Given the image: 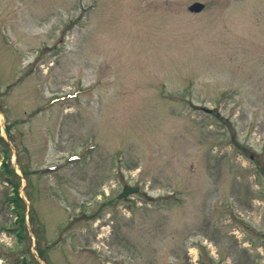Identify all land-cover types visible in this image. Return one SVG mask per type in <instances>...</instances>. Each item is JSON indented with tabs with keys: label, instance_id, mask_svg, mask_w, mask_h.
Here are the masks:
<instances>
[{
	"label": "rangeland",
	"instance_id": "obj_1",
	"mask_svg": "<svg viewBox=\"0 0 264 264\" xmlns=\"http://www.w3.org/2000/svg\"><path fill=\"white\" fill-rule=\"evenodd\" d=\"M25 262L264 264V0H0V264Z\"/></svg>",
	"mask_w": 264,
	"mask_h": 264
},
{
	"label": "trees",
	"instance_id": "obj_2",
	"mask_svg": "<svg viewBox=\"0 0 264 264\" xmlns=\"http://www.w3.org/2000/svg\"><path fill=\"white\" fill-rule=\"evenodd\" d=\"M6 166H5V168H6ZM14 184H15L14 185V192H15V194H14V197L12 198V201L14 202V205L15 206H18L19 205V200H21L20 197H19V195H18L19 184L18 183H14ZM19 216L21 217V221H23L24 215L20 214ZM24 264H27V263L25 262Z\"/></svg>",
	"mask_w": 264,
	"mask_h": 264
},
{
	"label": "water",
	"instance_id": "obj_3",
	"mask_svg": "<svg viewBox=\"0 0 264 264\" xmlns=\"http://www.w3.org/2000/svg\"><path fill=\"white\" fill-rule=\"evenodd\" d=\"M204 7V4H202V3H200V2H196V3H194L190 8H191V10H196V11H199V10H201L202 8ZM139 190V188L138 187H136V188H134V191H138ZM126 193V192H125ZM124 193V194H125ZM123 194V195H124ZM122 195V196H123Z\"/></svg>",
	"mask_w": 264,
	"mask_h": 264
}]
</instances>
